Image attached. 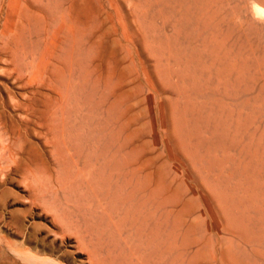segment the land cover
Wrapping results in <instances>:
<instances>
[{"label":"rangeland","instance_id":"rangeland-1","mask_svg":"<svg viewBox=\"0 0 264 264\" xmlns=\"http://www.w3.org/2000/svg\"><path fill=\"white\" fill-rule=\"evenodd\" d=\"M257 8L0 0V264H264Z\"/></svg>","mask_w":264,"mask_h":264},{"label":"bare ground","instance_id":"bare-ground-1","mask_svg":"<svg viewBox=\"0 0 264 264\" xmlns=\"http://www.w3.org/2000/svg\"><path fill=\"white\" fill-rule=\"evenodd\" d=\"M30 80V79H29ZM28 84V83H27ZM30 84V83H29ZM31 85V84H30ZM27 101H29V100H27ZM53 107V106H52ZM42 136V135H41ZM6 243V242H5ZM8 244V243H7ZM21 245V244H20ZM24 245V244H23ZM5 246V245H4ZM22 246V245H21ZM18 248H19V246H18ZM30 248V247H29ZM10 249V248H9ZM13 249H14V247H13ZM48 249V248H47ZM16 250H18V249H16ZM11 251V250H10ZM48 252H49V250H48ZM13 253V255H14V253L16 254V256L17 257H19L21 260H22V262H25V263H27V264H36V262H39L40 260H39V258H38V256H35V255H31V253L29 254L28 252H23V253H18V251H17V253L15 252V251H13L12 252ZM42 258V257H41ZM54 263H56L55 261H54ZM40 264H42L41 262H40ZM43 264H45V263H43Z\"/></svg>","mask_w":264,"mask_h":264},{"label":"clouds","instance_id":"clouds-1","mask_svg":"<svg viewBox=\"0 0 264 264\" xmlns=\"http://www.w3.org/2000/svg\"><path fill=\"white\" fill-rule=\"evenodd\" d=\"M257 13L260 14V15H264V13H261L260 10L257 8L256 9Z\"/></svg>","mask_w":264,"mask_h":264}]
</instances>
